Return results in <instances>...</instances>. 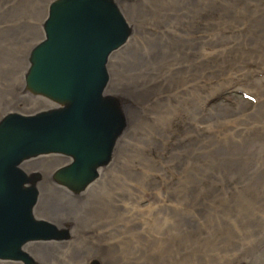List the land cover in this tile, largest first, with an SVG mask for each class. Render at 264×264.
I'll list each match as a JSON object with an SVG mask.
<instances>
[{
	"label": "rangeland",
	"instance_id": "obj_1",
	"mask_svg": "<svg viewBox=\"0 0 264 264\" xmlns=\"http://www.w3.org/2000/svg\"><path fill=\"white\" fill-rule=\"evenodd\" d=\"M35 1L38 42L47 0ZM119 1L135 26L145 27L129 50L143 48L153 28L188 25L196 29L194 34L203 35L204 41L226 36L239 40L229 49L231 70L223 76L207 73L200 77L196 88L200 97L196 93L193 97L197 105H187L190 119L196 121L190 120V127L181 111L184 108H178L174 115L170 111L166 114L170 119L155 126L147 119L139 120L137 134L124 136L125 153L120 157L115 152L86 191L70 197L49 185L48 189L59 195L57 201L69 209L58 223L52 221L61 236L46 240L50 243L40 245L36 253L30 251V264H264V0H176L169 20L153 18L151 10L159 12L173 0ZM12 11L7 8L0 13ZM30 16L26 11L5 18L0 31L12 32L20 23L31 31L35 19ZM6 25L11 26L3 28ZM202 28L206 29L200 32ZM155 42L161 44L158 39ZM12 44H1L10 53L3 62L0 59V78L9 75L0 83L3 115L18 112L6 109L13 104L26 110L22 81L28 87L19 72L25 67L32 43ZM228 48L226 45L222 50ZM109 63L116 82L115 75L121 70L116 59L110 58ZM120 93L133 103L129 95ZM191 149L218 154L208 164V172L203 163L195 161L201 154H191ZM49 160L54 159L43 157L31 162L30 170L33 174L46 171ZM233 160L252 179L250 186L237 179L226 182L227 173L237 174ZM253 182L258 183L254 189ZM257 196L262 202L254 199ZM171 222H176L172 224L176 231L166 232ZM193 234L198 244L190 242ZM161 248L166 249L162 256L158 253ZM51 252L57 254L52 256Z\"/></svg>",
	"mask_w": 264,
	"mask_h": 264
},
{
	"label": "water",
	"instance_id": "obj_2",
	"mask_svg": "<svg viewBox=\"0 0 264 264\" xmlns=\"http://www.w3.org/2000/svg\"><path fill=\"white\" fill-rule=\"evenodd\" d=\"M70 1H51L44 18L46 35L33 47L25 74L29 90L48 102L0 120V264H30L25 249L57 237L55 226L45 220L48 215L36 217L49 185L68 196L70 191L84 192L109 157L115 130L104 125L108 111L101 102L113 97L107 94L109 57L125 41L127 24L117 10L118 0H104L106 6L98 10L109 9L104 15L120 23L118 36L113 27L85 40L77 38L80 27L72 24ZM110 132L105 141L104 134ZM101 146L106 147L104 156ZM50 156L65 161L54 174L56 180L36 181V172L23 168ZM50 200L59 205L57 199Z\"/></svg>",
	"mask_w": 264,
	"mask_h": 264
},
{
	"label": "bare ground",
	"instance_id": "obj_3",
	"mask_svg": "<svg viewBox=\"0 0 264 264\" xmlns=\"http://www.w3.org/2000/svg\"><path fill=\"white\" fill-rule=\"evenodd\" d=\"M9 1H11V4L5 5V3H8ZM32 1H33V5H31V0H2L0 2V7H3L1 8V10L7 8L13 10L12 12H1L0 23L2 22L4 24L6 23L3 22L5 18L17 14L21 15V13H25L26 11L29 13V15H31L30 19L31 18L35 19V22L31 27V31L28 29H23V27H26L24 23L22 24L20 23L18 25V28L14 29L12 32L0 31V59L2 62L5 59L4 56L9 55L10 53H9V48L1 44L8 43L12 46L13 45L12 43L17 45H21L22 43L24 42L27 43L29 41H31L32 43L31 45L28 46L29 50L27 51L25 56V67L22 68L23 70L21 69L19 72V74L22 75V80L27 72L29 65V56L33 47L37 45L46 35L45 31H43L45 26L44 18H46L47 14H50L51 12L50 3L52 0H47L43 12L41 13L42 17L40 16L41 19L44 20L41 23L42 36L37 42L36 1L35 2L34 0ZM113 1H117V0H113ZM70 2L72 4V6H70L72 8L71 9L72 24H76L77 26L80 27V31L77 38L85 40L86 39L85 37H92L100 33L109 32L112 30L113 27L116 29V34L118 36L120 30V23H118L117 25L113 24L110 21V19L106 15H104L110 13L108 11L109 9H105V11L98 10V8H104L106 6L104 0H84L78 2L71 0ZM154 4H156V2H154ZM175 4H176V0H173L170 5L164 4L163 8L159 12L151 10V16L153 18L160 17L163 19H165L166 17V20H169V17H171V15H169V10L170 12L175 11ZM34 5L35 7H33ZM76 5L81 6L82 8L79 9V7ZM118 5L119 6L117 7V10H119V12L122 14L127 24L126 39L122 43V45H119V48L114 52V55L109 57V59L110 58L116 59L118 63L117 67H119L121 73L118 76L115 75V78H117L118 80L114 82L112 75L113 73L111 72L110 74V70L108 68L109 80H111L110 86H114V89L111 90L109 89L110 88L109 87L107 90V94H110L113 97L108 98L107 101L101 100L102 101L101 104L104 105L106 107V110L108 111L104 125L111 127V129L113 128L115 132H117V136L113 140V135L115 134V132H112L113 130H111L112 141L109 148V157L108 160L105 162V164H103V166L101 165L102 167L101 170L111 162L115 152L118 151L117 155L120 157L125 153V147L123 145V142L124 140L126 141V138L124 139V136L127 134L126 137L128 136L134 137V135L137 134L135 131L138 128L137 123L139 120L145 122V119H147L149 123H153L155 126V124L156 125L160 124V122L163 121L164 119H170V115H166L169 114L170 111H173L172 115H174L177 113L178 108H184L186 110H181V111L187 116L188 120L186 124L187 127H190L191 113L187 111L190 109L187 105H191V104L197 105L194 102L195 98L193 97L195 93L197 94L198 97H200L199 93L196 92V88H199L200 85V77H202V75H205L207 73H215L218 76L220 75L223 76L226 74L225 72L227 69L230 71L231 70L230 68L232 67V63L228 60L229 49H233L239 43V40L237 38L227 39V36L222 37V39L217 41H204L203 35L194 34V32H196V29L194 27H188V25H184V27L180 28V27H171V25L166 24L165 25L166 27H160V28L156 27L153 28L154 30L152 29L153 30L152 33L151 32L147 33L148 38L146 39V42L142 43L144 44L143 48L137 51L136 50L131 51L129 49L133 45V42L135 41L136 38L135 36L137 34L140 35L141 30L145 29V27L135 26V24L132 21V18L128 17L124 9L125 5L122 4V2L119 0H118ZM136 12L138 13V15H142L141 11H136ZM152 17L151 19L153 20ZM11 25H6L3 28L7 29L8 26ZM205 29L202 28L198 30L202 32L205 31ZM212 32L210 31L208 33L211 34ZM155 38L160 41L161 43L160 45H158L155 42L156 40ZM226 45L229 46L228 50L226 51L222 50ZM21 66L22 65H20V67ZM218 70H221L223 72ZM8 77H9L8 74L1 76L2 79L0 78V83H2V81H4V79ZM124 78L128 79L126 83L125 81H122V79ZM208 78L210 79V76ZM111 82L112 83L114 82V84H111ZM259 84L261 83L259 82ZM20 88H21V82H20ZM21 90L22 93H24V96L26 97L24 98L23 101L24 103H26L25 105L26 110L22 108L24 106L13 104L8 106V108H6L8 111L21 110V111L31 112L36 109V105H38V108H42L45 107L44 106L45 103L48 102L45 100L46 99L45 97L36 95V93H33L31 90L26 88L23 85V81H22ZM120 92H124L127 95H129L132 98L133 103L130 102V99L126 95ZM207 97L208 96H206V98ZM184 103H186V105H184ZM51 104L52 103H50V105ZM136 104L137 106L133 107ZM3 111H5V109ZM7 114L8 113H5L3 115L0 113V120H2L1 118H3ZM164 115L166 116L163 117ZM191 122L196 123V121L193 118ZM194 130L195 129L192 128V131ZM111 132L104 134L105 141L107 137L111 134ZM100 148H102L101 155L104 156L106 147L101 146ZM190 152L191 154H201L199 158L195 159V161L199 165L203 163L204 171L207 172L209 170V167L211 166L208 164L211 162V160L215 155H218L214 150H209V149L200 152H198L196 149H191ZM41 158L43 157H39L38 159H34L33 161L39 160ZM45 158L54 159V160L51 161L49 160L51 164L46 163L45 161H41L42 163L47 164L46 166L47 170L41 172L40 174H36V181L40 180L44 182L46 181L50 182V180L52 179L56 180V177L54 175L55 172L59 170V168L63 166L65 163L64 160L58 157L50 156ZM121 161H123V159H121ZM231 164L235 165V167L238 166V169L235 170L237 174L230 175L231 172L227 173L226 175H228L229 177L225 178L226 182L228 183L235 182V180L237 179V181L241 182L242 185L248 184V186H250L252 179L248 175L243 173V168H239V163L233 160ZM133 166L135 169L133 168ZM23 168L25 169V165L23 166ZM130 168L134 171L137 170L135 165H131ZM218 169L221 168L218 166ZM27 171H32V170H27ZM204 171L203 173H206ZM39 172L40 171H38V173ZM257 184L258 183L253 182L251 187L254 189L255 185ZM86 189H88V187ZM81 192L83 191L80 192L70 191L69 196L74 197L76 195H80ZM243 192H242L243 194L246 193L245 190H243ZM57 197L58 196L56 194H53L52 191L47 189V191H45L43 199L41 200L39 209L36 211V217L40 216V218H47L48 215L49 216L48 219L45 220L49 221V224L56 225L54 228V232L57 234V237L55 238H59L61 236V232H59V230L57 229V224L53 223L52 221H56L58 223L59 218L63 217L61 216L62 213L68 211L67 209H69L68 207L60 203H59L60 205L58 206L54 205L50 199L52 198L56 200L58 199ZM254 199L257 200L258 202H262L261 200L258 199V196L254 197ZM161 222L162 221L159 220L158 224L160 225ZM175 223L176 222H171L170 226L166 227V232H169L171 229L173 231H176L177 226L172 225ZM180 229H182L181 226ZM194 238L195 236L193 234V237H190V242L192 244H198L195 243L196 241L194 240ZM48 243H50V241L39 243L38 245H33L32 247H27L25 250L28 253L32 250L36 253V249L41 247L40 245H44ZM165 251H166L165 248H161L160 252L158 253L162 256L164 255ZM55 254L57 253L51 252L50 255L55 256ZM3 264H8V263H3Z\"/></svg>",
	"mask_w": 264,
	"mask_h": 264
},
{
	"label": "flooded vegetation",
	"instance_id": "obj_4",
	"mask_svg": "<svg viewBox=\"0 0 264 264\" xmlns=\"http://www.w3.org/2000/svg\"><path fill=\"white\" fill-rule=\"evenodd\" d=\"M35 161H37V160H35ZM33 162V161H32ZM31 164V163H30ZM30 164H27V165H25V169L26 170H30V167H31V165ZM29 167V168H28ZM37 170V169H36ZM9 264V263H8Z\"/></svg>",
	"mask_w": 264,
	"mask_h": 264
}]
</instances>
